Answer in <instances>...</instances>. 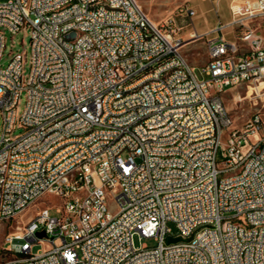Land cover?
Wrapping results in <instances>:
<instances>
[{
    "label": "built area",
    "instance_id": "1",
    "mask_svg": "<svg viewBox=\"0 0 264 264\" xmlns=\"http://www.w3.org/2000/svg\"><path fill=\"white\" fill-rule=\"evenodd\" d=\"M230 10L184 38L189 4L155 24L136 0L0 3V264H264V0ZM25 27L27 75L21 54L1 65L4 32ZM211 35L200 80L182 50ZM228 88L259 107L240 128Z\"/></svg>",
    "mask_w": 264,
    "mask_h": 264
},
{
    "label": "rangeland",
    "instance_id": "2",
    "mask_svg": "<svg viewBox=\"0 0 264 264\" xmlns=\"http://www.w3.org/2000/svg\"><path fill=\"white\" fill-rule=\"evenodd\" d=\"M6 1L8 0H0V3H4ZM136 2L142 8L145 14L150 18V20L155 24H160L168 18L174 16V13L179 6L185 4H189L190 6H192L196 11L194 26L186 29V31L183 33L184 38H187L188 34L191 31H195L198 34H205L206 32H210L214 27H216L219 22H221L222 24H227L232 20V14L230 10L231 0H222L219 3V14H216L215 12L216 4L210 0H136ZM262 29H264V25ZM233 30V28H227L223 31L222 34L226 38V40H236ZM4 34L6 38V48L1 60L2 67L6 68L15 55L21 54L24 58V75H27L29 73L31 61V28L25 27L16 35H12L8 32H4ZM212 37H214V35L205 37L202 41H191L182 50L183 56L186 58L191 67H194L195 75L200 80L204 79L202 70L208 62V46L206 42L209 38ZM236 91H239V88L226 89V92H229V94L224 95V100L227 109L233 117L235 127L240 128L248 121V119L259 107L255 106L253 100L249 99L244 100L240 103H236L232 98V94H235ZM241 92L242 96L245 95V90H242ZM25 106L26 97L23 96V98L19 102V106L17 109L18 118H20L23 114ZM2 125L3 117L0 110V128H2ZM22 132L23 130H16L14 137L20 135V133ZM43 201L55 205L60 202L58 198L53 196H48L44 198ZM41 206L42 204H38L29 212L14 220L8 231H14L17 227L26 224L32 217L36 215ZM108 209L111 214L117 213V206L114 202H108ZM50 215L53 217L59 216L55 210H51ZM170 227L174 232L176 231V228L173 224H170ZM2 238L3 234H0V246L2 244ZM134 243L137 248L142 247L145 244L149 246L155 245L154 240L145 238L140 239L139 236H136L134 238ZM41 250V246H34L32 254H38ZM12 258L13 257L10 254H5L0 251V263L9 261Z\"/></svg>",
    "mask_w": 264,
    "mask_h": 264
},
{
    "label": "bare ground",
    "instance_id": "3",
    "mask_svg": "<svg viewBox=\"0 0 264 264\" xmlns=\"http://www.w3.org/2000/svg\"><path fill=\"white\" fill-rule=\"evenodd\" d=\"M73 30H83V23H73ZM242 174V167H235L232 170V178H239Z\"/></svg>",
    "mask_w": 264,
    "mask_h": 264
},
{
    "label": "water",
    "instance_id": "4",
    "mask_svg": "<svg viewBox=\"0 0 264 264\" xmlns=\"http://www.w3.org/2000/svg\"><path fill=\"white\" fill-rule=\"evenodd\" d=\"M40 237L44 236V233H40L39 234ZM177 240L176 239H169L168 242L171 243V242H176Z\"/></svg>",
    "mask_w": 264,
    "mask_h": 264
},
{
    "label": "crops",
    "instance_id": "5",
    "mask_svg": "<svg viewBox=\"0 0 264 264\" xmlns=\"http://www.w3.org/2000/svg\"><path fill=\"white\" fill-rule=\"evenodd\" d=\"M232 1V0H231Z\"/></svg>",
    "mask_w": 264,
    "mask_h": 264
}]
</instances>
